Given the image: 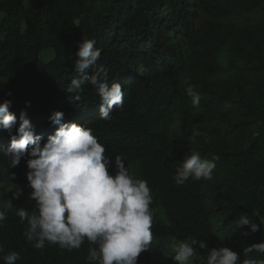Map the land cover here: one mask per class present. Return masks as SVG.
I'll return each instance as SVG.
<instances>
[{"label":"trees","instance_id":"obj_1","mask_svg":"<svg viewBox=\"0 0 264 264\" xmlns=\"http://www.w3.org/2000/svg\"><path fill=\"white\" fill-rule=\"evenodd\" d=\"M258 10L264 0H0V102L11 100L17 117L11 134L0 130V183L28 184L31 157L11 168L3 153L21 113L43 145L59 127L50 116L61 111V123L90 128L105 146L110 174L119 157L148 182L153 240L137 264H176L164 235L228 247L241 264L264 259L244 254L264 240V17L234 20ZM83 38L101 50L88 75L103 67L109 86L119 83L123 91V106H113L110 120L99 118L101 101L91 84L79 101L65 91L80 78L74 64ZM47 49L54 57L44 61ZM189 88L200 95L198 107ZM195 129L202 134L193 137ZM191 152L219 157L213 178L178 186L174 173ZM16 213L0 224V264L12 251L19 253L16 264H96L87 259L95 246L87 240L71 251L47 242L35 249ZM241 215L260 230L237 227Z\"/></svg>","mask_w":264,"mask_h":264},{"label":"clouds","instance_id":"obj_2","mask_svg":"<svg viewBox=\"0 0 264 264\" xmlns=\"http://www.w3.org/2000/svg\"><path fill=\"white\" fill-rule=\"evenodd\" d=\"M95 43L84 38L79 43L74 71L80 78L72 79L65 91L72 94L74 101H79L83 87L91 84L101 101L99 118L110 120L113 106H123V91L119 83L109 86L103 67L88 75V69L96 66L101 56ZM146 71L143 66L137 69L141 76ZM186 91L192 98V106L198 107L200 95L191 88ZM11 103L9 99L0 102V130L10 134L17 123V117L9 111ZM62 118L63 112L52 113L50 120L59 127L42 145L41 137L34 133L30 120L22 112L16 134L11 136L10 146L3 150L11 158V168L25 155L31 157L27 161L26 178L35 209L29 212L20 208L16 213L20 222L28 225L24 233L27 241L39 250L47 242L71 251L79 249L87 240L95 245L89 248L90 262L137 264L138 256L150 248L153 240L152 195L148 182L133 178L119 157L115 159L117 171L110 174L106 148L92 130L76 123H61ZM217 160L218 156L209 160L191 152L176 168L173 180L178 186L185 185L189 179L211 180ZM21 195L22 189H17L12 198L18 199ZM12 207L11 199L0 200V224ZM245 225L253 233L260 230V225L252 223L248 215H241L236 226ZM197 245L198 248L194 247ZM198 249H208V245L197 238L176 242L172 246L175 253L172 258L176 264H195L197 260L200 264H241L239 254L228 247L208 249L206 255H201ZM3 251L0 247V252ZM253 251L264 256V240L245 248L244 254L247 256ZM19 258V253L9 252L3 256L4 264H16ZM242 264H264V259L248 258Z\"/></svg>","mask_w":264,"mask_h":264},{"label":"rangeland","instance_id":"obj_3","mask_svg":"<svg viewBox=\"0 0 264 264\" xmlns=\"http://www.w3.org/2000/svg\"><path fill=\"white\" fill-rule=\"evenodd\" d=\"M1 16V14H0ZM264 17V11L258 10L250 13H246L243 16H236L234 17V20L242 23V24H247V23H257L260 19ZM205 19V16L202 14L199 18L196 19V24H198L200 21ZM41 57L44 61H49L54 57V52L53 50L47 49L44 50L41 54ZM202 131L195 129L193 131V137H196L197 135H201ZM130 174L133 176V178H139L137 175V169L136 168H130L129 169ZM140 179V178H139ZM17 189H22V195L18 199H13V193ZM32 189L28 186V184L25 185H15V186H10L6 184H1L0 183V200L4 199H11L13 207L8 210V213L11 212H17L20 208H24L28 210L29 212L33 211L35 209V202L31 200L30 193ZM163 239L165 242H169L170 249L172 251V254H175L172 250V246L174 243L178 242L175 240H172L169 235H164ZM208 249L215 248L213 244H207ZM198 248L197 246H194ZM208 249H198L201 255H206Z\"/></svg>","mask_w":264,"mask_h":264}]
</instances>
